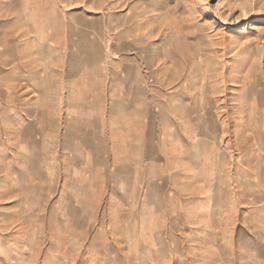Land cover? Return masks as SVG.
Masks as SVG:
<instances>
[{
  "label": "rangeland",
  "instance_id": "obj_1",
  "mask_svg": "<svg viewBox=\"0 0 264 264\" xmlns=\"http://www.w3.org/2000/svg\"><path fill=\"white\" fill-rule=\"evenodd\" d=\"M0 6L18 26L43 22L59 40L85 33L94 49L101 37L103 58H88V67L102 60L105 68L113 55L120 70L133 69L137 81L142 76L151 128L160 117L170 136L152 140L145 186L144 171L134 167L140 155L100 161L91 152L93 137L86 153L48 154L41 137L35 153L0 154V264H264V0H0ZM46 66L41 57L39 89ZM190 98L198 133L192 152H184L179 135ZM91 100L87 117L98 108ZM45 104L40 98L43 112ZM142 108L120 103L104 113L118 115L120 129L134 120L137 128ZM163 157L172 201L166 217L145 218L144 211L165 210V203L143 202L147 183L160 174L153 162ZM213 178L226 189L240 184L245 229H233L232 217L202 219L212 229H189V219L177 216L181 194L196 198L192 205L202 193L204 203L212 200ZM158 187L151 189L163 192Z\"/></svg>",
  "mask_w": 264,
  "mask_h": 264
},
{
  "label": "crops",
  "instance_id": "obj_2",
  "mask_svg": "<svg viewBox=\"0 0 264 264\" xmlns=\"http://www.w3.org/2000/svg\"><path fill=\"white\" fill-rule=\"evenodd\" d=\"M10 17L12 16H9L8 10L0 6V154L35 153L41 137L47 139L46 152L48 154L86 153L87 139L93 137L96 141L91 152H94L100 161L105 159L112 164L114 156L123 152L140 155L137 167L134 166L135 164L132 165L140 172L144 171L140 182L145 186L147 176L145 161L148 162L145 155L150 154L152 140L156 139L157 135L159 142L162 138L170 136L168 128L163 125L160 117L156 119V123H153V128H151L152 120L148 113L149 101L142 94L144 92L142 76L137 81L133 69L126 67L120 70L116 65L119 59L113 55L110 58V65L105 68L102 60L94 67H88V58H103L101 37L94 41L93 49L91 40L88 47L85 33L75 39H71L68 35L59 40L49 28L45 29L43 22L30 20L26 21L22 27ZM106 56L108 57L109 54ZM41 57L45 58L47 63L46 86L39 89L36 87V81L39 80V74H42L38 67ZM56 59H62V65H55ZM72 94L75 95L73 99ZM88 95L89 100L93 97L98 107L94 115L90 117H87L86 106L91 105L92 100L87 102ZM40 98H45L46 101L44 112L38 105ZM186 101L190 102L184 105L186 120L184 116H180L182 120H185L186 127L179 137L186 143L182 151L192 152L191 141L198 133V117L197 115L192 116L195 109L192 98ZM179 102L180 100L176 103ZM120 103L126 106H143L140 111L141 118L137 120V128H135L134 120L130 123V128L127 122L126 128L120 129L118 115L113 114L112 110L110 114L104 113V106H118ZM164 104L166 107L174 106V102L171 104L164 102ZM73 107L76 113H71ZM146 115H148V120H146ZM176 120L179 121V117ZM154 124L157 125V134L154 132ZM119 139H125V142ZM161 152L167 154V149ZM165 159L166 157H163L153 162L159 168L160 174L158 179L147 183V197L143 201L149 208L152 200L160 204L165 203V210L164 212L161 209L153 212L144 211L145 218L167 216L168 204L172 201V197L167 196L168 176ZM126 162H131V159L127 158ZM148 163L151 164V162ZM106 168L111 167H100V169ZM237 170L240 173V167ZM212 180L210 190L213 194L216 192V195H213L212 200L207 203H204L203 193H200L201 195L198 193L199 199L196 205H192L193 197L191 198L190 194H178L180 211L176 213L177 216L183 219L182 223L189 219V229H212L208 226L203 228L202 219L216 223L226 217L238 218V227L233 229H245L241 226V218L244 222L245 215L242 212L241 216L240 212L246 210V196L243 191L241 192L240 184L237 183L232 189H226L227 185H222L215 178ZM157 184L159 187L162 184L165 188L163 192L160 189L156 194V191H152L151 188ZM228 193L231 197L233 196L231 202L228 199ZM193 200L195 201L196 198ZM230 210H234L235 213H225ZM193 218H198L200 223L198 226L190 222ZM219 229H230V226L222 225Z\"/></svg>",
  "mask_w": 264,
  "mask_h": 264
},
{
  "label": "bare ground",
  "instance_id": "obj_3",
  "mask_svg": "<svg viewBox=\"0 0 264 264\" xmlns=\"http://www.w3.org/2000/svg\"><path fill=\"white\" fill-rule=\"evenodd\" d=\"M186 127V126H185Z\"/></svg>",
  "mask_w": 264,
  "mask_h": 264
}]
</instances>
